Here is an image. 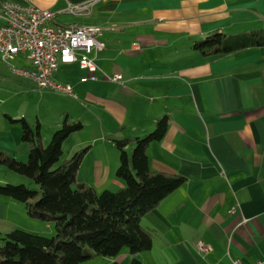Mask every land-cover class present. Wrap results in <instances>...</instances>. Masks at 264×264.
<instances>
[{"label":"crops","instance_id":"obj_1","mask_svg":"<svg viewBox=\"0 0 264 264\" xmlns=\"http://www.w3.org/2000/svg\"><path fill=\"white\" fill-rule=\"evenodd\" d=\"M83 1L89 0H32L57 11ZM90 1L83 14L55 17L100 24L105 44L96 55V78L82 79L83 70L69 81L74 104L96 120L90 136L77 135L73 142L72 149L89 144L77 179L95 188L123 187L112 138L143 136L167 114L164 136L147 146L149 166L186 180L141 216L154 233L151 247L137 253L141 264L264 259V45L215 55L193 47L214 30L264 28V0ZM114 74L117 80L109 78ZM65 116L87 124L80 112ZM16 141L10 148L0 138V148L26 157L28 144ZM15 202L0 194V236L15 227L29 229L24 223L31 219L12 212ZM198 240L207 252L197 248ZM129 257L123 249L109 262L127 263Z\"/></svg>","mask_w":264,"mask_h":264},{"label":"trees","instance_id":"obj_2","mask_svg":"<svg viewBox=\"0 0 264 264\" xmlns=\"http://www.w3.org/2000/svg\"><path fill=\"white\" fill-rule=\"evenodd\" d=\"M261 45L264 28L236 33L214 30L193 43L207 55ZM168 119L167 114L160 116L143 136L112 138L119 152L116 174L125 184L116 190L98 191L77 179L88 145L62 157L63 140L83 127L81 120L65 116L45 143L39 124L34 126L21 117V138L28 144L26 158L18 159L0 149V163L31 178L35 186L7 181L0 183V194L23 202L30 216L52 222L54 233L46 235L21 227L3 232L0 264H81L96 254L116 257L122 249L130 254L126 264H141L137 253L151 247L154 235L141 223V216L186 180L182 174L149 166L147 146L164 136ZM130 141L133 147L129 153ZM108 264L119 263L112 260Z\"/></svg>","mask_w":264,"mask_h":264},{"label":"built area","instance_id":"obj_3","mask_svg":"<svg viewBox=\"0 0 264 264\" xmlns=\"http://www.w3.org/2000/svg\"><path fill=\"white\" fill-rule=\"evenodd\" d=\"M92 2H69L57 11L39 7L32 0H1L0 61L15 73L28 77L37 87L72 94L71 83L58 81L54 76L86 70L82 79L96 78L93 74L98 68L96 55L105 45L99 37L102 26L78 20L60 23L55 22V17L59 12L83 14ZM20 54L29 64L15 65ZM118 77L114 74L109 78L117 80ZM196 246L203 252L209 249L203 240H198ZM232 264L245 263L233 259ZM254 264H264V259H256Z\"/></svg>","mask_w":264,"mask_h":264},{"label":"rangeland","instance_id":"obj_4","mask_svg":"<svg viewBox=\"0 0 264 264\" xmlns=\"http://www.w3.org/2000/svg\"><path fill=\"white\" fill-rule=\"evenodd\" d=\"M15 65L29 64V61L24 58V55L20 54L18 59L14 61ZM58 81H74L78 77L74 74H56L54 76ZM73 97L60 90L52 89L49 87H37L28 77L15 73L10 67L4 65L0 61V138L5 140L6 146L15 148L17 141L22 140L21 133V121L20 118L24 117L32 125L39 124L41 134H46V139L43 142H47L51 137L53 131L61 124L60 120H63L66 113L69 116L80 112L87 118V124L80 130H76L77 134H71L67 136L62 143L63 154L62 157L71 155L75 150H78L88 143L72 149L73 142L79 138H85L90 136L89 130L96 125L95 118L93 119L92 114L88 109H81L77 107L73 102ZM69 111V112H68ZM84 111V112H83ZM18 137L15 136V131ZM79 133V134H78ZM78 135V136H77ZM109 136V135H108ZM18 138V139H17ZM22 142H25L22 140ZM132 143L130 148L132 149ZM5 153L12 155L18 159L24 160L26 157L19 158V156L9 152L5 149L0 148ZM7 181L18 183L24 182L29 187H34V181L20 173L12 171L7 168L3 163H0V183ZM93 186V185H92ZM105 187L96 188L98 191ZM116 190V189H112ZM16 206L12 210L14 215L23 220L24 217L31 219L29 223H24L29 231L38 232L41 234L50 235L54 233V225L52 222H47L30 216L24 207L23 202L15 200ZM123 251V249L121 250ZM110 256L96 254L91 257L84 259L81 264H108ZM119 264H126V261H119Z\"/></svg>","mask_w":264,"mask_h":264}]
</instances>
